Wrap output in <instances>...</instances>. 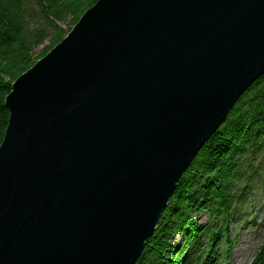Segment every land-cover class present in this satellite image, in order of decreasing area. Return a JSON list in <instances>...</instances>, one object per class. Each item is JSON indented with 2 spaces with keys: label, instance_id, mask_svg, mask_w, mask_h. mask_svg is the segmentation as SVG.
Here are the masks:
<instances>
[{
  "label": "water",
  "instance_id": "95a60500",
  "mask_svg": "<svg viewBox=\"0 0 264 264\" xmlns=\"http://www.w3.org/2000/svg\"><path fill=\"white\" fill-rule=\"evenodd\" d=\"M264 75V0H98L5 99L0 264H135Z\"/></svg>",
  "mask_w": 264,
  "mask_h": 264
},
{
  "label": "trees",
  "instance_id": "16d2710c",
  "mask_svg": "<svg viewBox=\"0 0 264 264\" xmlns=\"http://www.w3.org/2000/svg\"><path fill=\"white\" fill-rule=\"evenodd\" d=\"M97 1L0 0V144L10 116L5 99L15 79ZM62 22L71 25L66 29ZM263 157L264 75L241 95L183 173L135 264H221L232 248V225L243 217L240 206L251 195ZM249 264H264V234Z\"/></svg>",
  "mask_w": 264,
  "mask_h": 264
},
{
  "label": "rangeland",
  "instance_id": "374dc122",
  "mask_svg": "<svg viewBox=\"0 0 264 264\" xmlns=\"http://www.w3.org/2000/svg\"><path fill=\"white\" fill-rule=\"evenodd\" d=\"M66 29L70 23H61ZM260 168L259 175L254 180V187L245 204H241L243 217L232 225L233 245L229 255L221 264H249L262 242L264 234V157L257 163ZM246 167V165H245ZM206 217H202L205 219Z\"/></svg>",
  "mask_w": 264,
  "mask_h": 264
}]
</instances>
